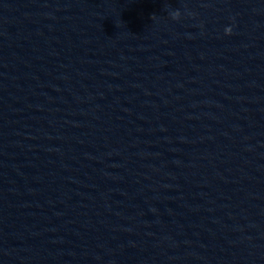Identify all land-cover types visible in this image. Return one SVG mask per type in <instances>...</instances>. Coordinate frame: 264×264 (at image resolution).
<instances>
[{
	"label": "water",
	"instance_id": "obj_1",
	"mask_svg": "<svg viewBox=\"0 0 264 264\" xmlns=\"http://www.w3.org/2000/svg\"><path fill=\"white\" fill-rule=\"evenodd\" d=\"M0 264H264V0H0Z\"/></svg>",
	"mask_w": 264,
	"mask_h": 264
},
{
	"label": "clouds",
	"instance_id": "obj_2",
	"mask_svg": "<svg viewBox=\"0 0 264 264\" xmlns=\"http://www.w3.org/2000/svg\"><path fill=\"white\" fill-rule=\"evenodd\" d=\"M171 17H172L173 20H178L180 18V12L179 11H173L171 13ZM232 31H233L232 27H226L224 29L225 35H231Z\"/></svg>",
	"mask_w": 264,
	"mask_h": 264
}]
</instances>
